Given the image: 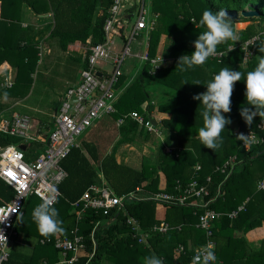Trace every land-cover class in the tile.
<instances>
[{"label": "trees", "instance_id": "trees-1", "mask_svg": "<svg viewBox=\"0 0 264 264\" xmlns=\"http://www.w3.org/2000/svg\"><path fill=\"white\" fill-rule=\"evenodd\" d=\"M0 2V65L7 62L14 70L11 87H5L4 77L0 78V116H5L4 113L9 107L5 94L10 100L26 97L31 90L32 73L44 45L37 38L38 35L47 31L46 42L49 45L54 44L56 51L60 50L66 55L64 62L69 64L68 60L74 61L80 73L87 66L89 48L105 41L103 28L109 18L113 0ZM22 7L35 17L51 14V24L36 33L30 26L22 27ZM221 8L237 12L256 9L260 15L251 19L239 16L233 21L234 24L244 21L249 23L243 29L236 30L240 36L238 41L222 43L218 45L217 51L224 52L229 46H233V50L227 51L220 59L210 57L203 66L180 71L177 68L179 58L182 55L190 56L195 51L193 42L205 30L199 24L203 12L208 9L218 12ZM263 10L264 0H153L152 14L156 15V19L148 35V55L152 58L156 54L159 38L166 35L171 38V60L160 65L153 74L149 73L150 65L143 64L139 75L119 95L115 104L116 112L99 121L105 124L106 120L103 119L106 117L116 121L130 112H137L145 119H151L155 106L151 104L150 96L141 82V77L149 73L157 82L176 92L173 99L156 106L157 113L165 115L158 124L165 134L163 143L155 144L154 157L143 159L139 167H134L116 160L117 146L123 143L136 144L143 138L151 142L154 139L130 118H125L118 127L120 138L116 147L107 154L102 155L99 144L92 140L79 141L60 162L66 176L57 185L61 196L55 207L66 233L44 239L42 237L38 245L46 247V251H33L25 263L10 260L9 254L5 264H68L62 263L61 252L54 247L57 236L82 239L83 248L78 251L76 260L71 264H104L105 261L112 264H144V258L152 254L161 257L164 264H190L196 249L205 243L204 232L195 227L198 215L203 209L193 205L162 204L165 214L162 220H158L155 218L156 202L147 199V196L159 192L177 195L191 182L204 186L207 193L200 199L190 198L188 202H207L208 209L225 214L213 222L215 264H264V239L259 249L249 250L241 237L264 222V189L257 188L264 177V126H261L264 120L256 117L249 127L241 117V107H250L246 103L245 81L242 78L234 85L231 112L225 114L232 123L221 134L224 141L222 147L213 152L205 148L198 138V129L203 126V105L192 99L194 95L207 90V83L223 67L228 66L244 74L256 67L257 57L264 55L258 50L264 43V34L259 35L264 31V22L261 20ZM129 11L131 9L127 12ZM257 35L259 39L250 46L252 56L242 64L239 45ZM74 43L87 47L83 56L75 51L69 52V45ZM125 80L122 73L118 87L124 85ZM197 81L200 82L199 85H196ZM60 101L54 105V109L59 106ZM47 126L48 129L52 128V123ZM250 131L258 142L245 149L242 142L236 139V135ZM15 141L16 138L0 133L1 147ZM172 144L176 149L165 152L164 147ZM38 145L42 151L44 146L39 143ZM225 164L227 165L224 166ZM160 173L165 179L163 188L159 187ZM101 178L116 196L124 197L122 209H111L107 215L88 209L77 217L76 211L80 210V205L75 207L73 204L78 203L90 186L100 185ZM131 194L133 197H128ZM0 197L3 200L12 197V190L1 180ZM30 197L38 200L37 205L41 203L38 197L29 196L19 221L28 220V213L35 208H32V204L30 206ZM242 203L244 209L234 218H229L227 214L236 211ZM127 217L134 218L145 232L154 225L162 224L173 229L165 233H154L147 243H140L135 231L126 223ZM177 227L180 229L177 230ZM236 232L241 236L235 237ZM41 240L44 241L43 244ZM180 245L183 251L175 255V249ZM71 256L72 253L67 252L65 258L69 259Z\"/></svg>", "mask_w": 264, "mask_h": 264}, {"label": "built area", "instance_id": "built-area-1", "mask_svg": "<svg viewBox=\"0 0 264 264\" xmlns=\"http://www.w3.org/2000/svg\"><path fill=\"white\" fill-rule=\"evenodd\" d=\"M143 3L144 0H140L139 8L135 12V22L130 28L129 34L124 35V27L121 23V20L126 21L123 17L124 0H113L109 18L103 28L105 41L89 48L87 66L81 70L78 83L66 88L59 106L54 109L51 130L47 133L45 131L40 132L33 125L32 119L25 114L14 112L9 116H0V133L24 138L44 146L43 150L37 152L34 157H28L26 152L19 148L20 145L0 146V180L12 190V197L9 200L1 199L0 202V221H4L0 224V230L6 237V239L0 237V264H4L9 257L7 247L16 235L15 225L23 214V207L27 198L34 195L41 200L47 186L52 185L57 188V185L66 176L60 162L67 156L72 147L77 146L78 137L103 117L116 112L115 104L120 91L118 82L123 73L122 67L126 59L136 58L143 64L148 63L151 67L150 74L155 73L160 65L166 64L167 59L162 57L150 58L147 51L140 54L131 53L130 44L132 41L142 32L148 34L153 29L154 23L148 21ZM261 34H264V31L259 33V35ZM114 36L122 39V45L118 47L117 52L112 54ZM255 41H252L251 38L239 45L242 51V64H245L252 56L253 51L250 46ZM233 49V46H229L224 53ZM221 57L216 55L211 58L220 59ZM37 62H40V58ZM105 63L111 66L108 73L101 69V65ZM96 73H99L100 76L98 77ZM11 85V80H5V87L8 88ZM125 118L135 121L146 133L160 137V131L153 125L151 119H145L137 112H130L117 119V124L123 123ZM32 130H35V132L31 133ZM250 132L245 133V135ZM197 168L199 167L197 166ZM257 188L264 189V177L258 183ZM58 193L59 198L61 196L59 190ZM206 193L204 186L191 182L177 195L159 192L147 196V199L159 204L193 205L203 209L198 215L195 227L204 232L205 243L196 249L194 256L208 244L213 246V250L215 249V242L212 240L213 222L225 215L222 212L208 209L207 202H188L190 198L200 199ZM128 197H133V195L131 194ZM123 198L116 196L106 185H92L82 194L78 203H74L73 206L80 205V210L76 211L77 217H80L81 213L88 209L101 211L103 215H107L111 209H122ZM243 208V205H241L236 211L228 213L227 216L234 218ZM126 223L135 231L140 243H147L148 238L154 233H165L169 229H173L167 224H162L159 226L154 225L149 231L145 232L141 230L139 224L132 217H127ZM176 229L179 230L180 227ZM81 240L80 237H75V239L55 237L54 247L61 252L62 263L71 264L76 260L78 251L83 248ZM46 241L48 242V240ZM41 243L43 244L44 241L41 240ZM182 251L183 247L178 246L175 249V255H179ZM67 252L72 253L69 259L65 258Z\"/></svg>", "mask_w": 264, "mask_h": 264}, {"label": "clouds", "instance_id": "clouds-1", "mask_svg": "<svg viewBox=\"0 0 264 264\" xmlns=\"http://www.w3.org/2000/svg\"><path fill=\"white\" fill-rule=\"evenodd\" d=\"M199 24L205 29L193 42L195 51L189 55H182L178 60V69L188 71L194 66H203L210 57L220 55L224 52H217L218 45L227 41L236 42L240 39L234 27V22L228 11L221 8L218 12L205 10ZM259 39L252 37V41ZM251 43V41H250ZM259 52L264 54V43L259 47ZM251 55V54H249ZM257 65L246 74L241 71H234L230 67H223L211 81L206 85V91L192 97L194 101H200L203 105L201 116L203 126L198 129V138L205 148L213 152L220 149L224 143L222 133L226 126L232 123L225 114L231 112V97L234 92V85L244 78L246 103L250 107H241L240 115L246 125L251 127L256 117L264 120V55L257 57ZM199 81L196 85H199ZM7 99V94H5ZM261 126H264L262 124ZM236 139L241 141L247 149L257 141L253 133H239ZM58 189L49 185L45 189V194L32 211V219L37 226L38 232L45 237L63 235L66 229L63 221L59 218L58 209L55 204L58 202ZM4 221H0L2 224ZM0 237L4 236L0 230ZM216 256L213 246L208 244L201 248L193 257L191 264H215ZM144 264H164L161 257L152 254L144 258Z\"/></svg>", "mask_w": 264, "mask_h": 264}, {"label": "rangeland", "instance_id": "rangeland-1", "mask_svg": "<svg viewBox=\"0 0 264 264\" xmlns=\"http://www.w3.org/2000/svg\"><path fill=\"white\" fill-rule=\"evenodd\" d=\"M139 2L140 0H125V6L129 8L130 5L133 6V13L131 21H124L121 20V23L124 27V35H128L130 32V28L135 22L136 19V10L139 8ZM152 2L153 0H145V11L147 12L146 16L147 18H151V16H155L152 13ZM124 12V10H123ZM261 20L264 22V10L262 12ZM249 21H244L243 23H236L234 27H236L237 30L243 29ZM242 24V25H241ZM115 43L114 48H117L118 46L122 45V40L118 37H115ZM147 38L145 36L138 38L136 37L135 40L132 41L130 44V50L131 53L136 54V52L141 53L144 51V48L147 43ZM138 43L140 45H138ZM49 43H47L48 45ZM49 47L51 48V52L46 54L44 46L41 48L40 52V62H37L36 69L32 73V86L29 94L26 97L22 98H12L10 100L5 99L6 103L9 104L8 109L5 111V116H9L10 114L17 112L20 114L28 115L31 119H34V121L39 123H34L33 125L36 126V129L41 130L45 124L47 126L50 125L54 110V105L58 104L59 101L62 99L63 93L65 92L66 88L70 85H73L77 80H79V67L75 64L74 61H69V64L67 63L65 66L66 71L63 69L64 60H66V55L62 54L59 51L55 50V45L50 44ZM69 48V52L76 51L77 54L83 56L87 47L85 45H80L79 47ZM142 62L139 59L136 58H128L124 62V65L122 67V71L125 75L126 82L130 80H134L139 73L141 72V66ZM7 69L6 67L3 68V71ZM101 69L105 72H109L111 70V66L108 63L102 64ZM128 69V70H127ZM11 70H13L11 68ZM138 73V74H137ZM11 74H14L11 72ZM141 82L150 95L151 101H155L156 94L154 93V88L157 87L161 89V96L163 91H169L170 87L167 85H162L159 82H157V79L153 77L152 75L148 73L147 75H143L141 77ZM158 83V84H157ZM4 84V83H3ZM169 89V90H167ZM118 93V91H116ZM174 92V91H173ZM119 93H122L119 91ZM118 93V97L119 94ZM154 95V97H153ZM152 97L154 99H152ZM166 97L157 96V103L165 101ZM97 123V122H96ZM48 127V126H47ZM94 127V126H93ZM92 127V128H93ZM91 128V129H92ZM50 128L49 130H51ZM35 132V130H32L31 133ZM153 136V134H151ZM17 139L13 145H25L27 146L26 152L33 153V151L40 152L39 147L37 148L38 143L32 142L30 140L19 138L16 136H13ZM84 137V134L78 137V141H80ZM145 141L144 138L142 142ZM152 153H151V151ZM156 148H149L145 145L143 148L141 144L137 147H134L133 150H126V155L124 156L126 159V162L129 164L139 165L141 160L151 159V157H154ZM30 206L32 204V208L36 207L38 200L34 197H30ZM159 204V203H158ZM161 205V204H160ZM160 209V206H157ZM32 212V211H31ZM30 212V213H31ZM28 213L29 218L22 219L18 223H16V237L12 238L10 243L8 244L7 251L10 254V260L15 262H24L23 258V252L25 251V254L29 252V255L33 253V251H39L40 249L43 251H46V247H43L38 245V241L40 239L45 238V236H42L38 230L35 222L32 219V214ZM22 250V251H21Z\"/></svg>", "mask_w": 264, "mask_h": 264}, {"label": "crops", "instance_id": "crops-1", "mask_svg": "<svg viewBox=\"0 0 264 264\" xmlns=\"http://www.w3.org/2000/svg\"><path fill=\"white\" fill-rule=\"evenodd\" d=\"M143 5L145 6V0H144ZM133 6L134 5H130L129 8H127L125 6V0H124V8L123 9H125V10L123 12V14H124L123 17H124V19L126 21H129V20L131 21V18L133 16L132 13L134 11ZM129 9H131V11L127 12ZM21 10H22L21 11V25H22V27L30 26V27L33 28V31L36 33V32L43 31L44 27H47V26H49L51 24V14H45V15H41L39 17H35L26 8L22 7ZM0 14H1V2H0ZM155 19H156V15L154 17L151 16V18H148V21H151V22L153 21V23H154L153 27L155 25ZM238 23H243V22H238ZM235 29H236V27H235ZM149 32H148V34L142 32V37L145 36L147 38L146 39L147 43H146V46L144 48V51H147V52H148V48H149V41H148ZM47 34H48V32L46 31L43 35L40 34L41 36L38 35L39 37H37L44 44L43 46L45 48L46 54L51 52V48L49 47V44L47 45V43H49V42H46L47 40H45ZM140 35L138 36V38H140ZM115 37L116 36H114L113 40H112L113 41L112 54L117 52L118 47H119L118 46L117 48H114V43H115V39L114 38ZM118 38L121 39L120 37H118ZM80 45H82V44L81 43H74V44L69 45L68 48H73L72 50H74L75 47H79ZM138 45H140V44L138 43ZM170 45H171V38L169 36L162 35L159 38V43H158V46H157L156 54L153 57H162L164 59H167V62H166V64H167L171 60V57L169 56ZM136 54H140V53L136 52ZM66 64H67V62H64L63 69L65 71H66L65 66H67ZM5 67L7 69H5L3 71V68H5ZM141 68H142V66H141ZM11 72L13 73V70H11V66L7 62H3L0 65V78L4 77L3 83L5 82V80H8V79L11 80V78H12L11 77V75H12ZM79 79H80V76H79ZM78 81L79 80H77V82ZM131 81H133V80L130 78V80L125 82L124 85L119 86V90L120 91L122 90V92H123V90L130 84ZM77 82H75V84ZM157 87H153L154 91H155L154 93L156 94V96H155V101H151V104H153L155 106V110L152 112L151 120L153 119L155 121V123H156L155 126L157 127V129L160 131V134H161L160 137H157L156 135H153V139H154L153 142H151V140H148V139H145V141L142 142L143 139H140V141L138 143L136 142V144H128V143L119 144V146H117V148H116V154H115L117 161H123L124 163H126L128 165L134 166L133 164H129V163L126 162V159L124 157L126 155V150H133L134 147H137L140 144H141V146L143 148L146 145L150 149L151 148L154 149V148H156L155 144L157 142L158 143H163V138H164L165 134L162 131V128L160 127V125H158V124L160 123V120L165 115L164 114H159L156 111V106L158 104L157 103V96H158V98L162 97V96H165L166 97L165 101H167V100L173 99L175 97V95H176V92L175 91L173 92L172 89H170V90L167 89L169 91H163L162 96H161V94H160L161 93V89L157 88ZM153 97H154V95H153ZM153 97H152V99H154ZM163 102H164V100H163ZM53 112H54V110H53ZM103 120H106L105 124H102L101 123L102 121L97 122L94 125V127L92 126L93 128L91 127L92 129L90 128L84 133V137L81 139V140L89 139V140H92V141L96 142L97 144H99L100 151H101L100 153L102 155L109 153L112 150V148L116 147V144H117V142H118V140L120 138V134L118 133V127L123 124V123H121L120 125H118L117 124V120L114 121V120L111 119V117H108V118L106 117ZM32 122L39 123V122L34 121V119H32ZM44 131H45V133H47L49 131V129L46 128V124L40 130V132H44ZM77 143H79L78 140H77ZM20 146H24L25 147L24 151L26 152L28 147L25 146V145H20ZM38 147H39V145H37V148ZM39 149H40V147H39ZM175 149H176V147L173 144L170 145V146H165L164 147V151L167 152V153H168L167 150H169L171 152L172 150H175ZM151 153H152V151H151ZM36 154H37L36 151H33V153H30L29 151L26 152V155L28 157H34V156H36ZM139 166H140V164L138 166L135 165L134 167H139ZM100 185H106V183L103 180V178H101ZM164 186H165V179H164V176L162 175V173H160L159 174V187L163 188ZM138 191H140V190H138ZM149 195L150 194H148V196ZM0 200H1V197H0ZM158 205L160 206V209L158 207H157V209H155V218L158 219V220H162L164 218V214H165V207L162 204L161 205L157 204V206ZM241 205H243V207H244L243 203ZM19 219H18V221L16 223L19 222ZM15 232H16V228H15ZM238 236H241V234L236 232L235 233V237H238ZM241 237L243 238V241L245 242V247L247 249H249V250H257V249H259L261 241L264 239V222H261L258 226H255L252 229L248 230L247 232L242 234ZM22 252H23V256H24L23 258H25V259H24V262H19V263H25L27 261V259L29 258V256H30L29 252H27L26 254H25V251H22ZM43 264H46V263L43 262ZM104 264H112V263H110L108 261H105Z\"/></svg>", "mask_w": 264, "mask_h": 264}, {"label": "water", "instance_id": "water-1", "mask_svg": "<svg viewBox=\"0 0 264 264\" xmlns=\"http://www.w3.org/2000/svg\"><path fill=\"white\" fill-rule=\"evenodd\" d=\"M230 17L232 18L233 21H236L238 19V17H242L243 19H251V18H258L260 15V12L256 9L253 10H242L240 12H237L235 10H227ZM96 75L99 77L100 74L96 73ZM153 125H155V121L152 119L151 120ZM21 150H24L25 147L24 146H20L19 147ZM96 248V247H95Z\"/></svg>", "mask_w": 264, "mask_h": 264}, {"label": "bare ground", "instance_id": "bare-ground-1", "mask_svg": "<svg viewBox=\"0 0 264 264\" xmlns=\"http://www.w3.org/2000/svg\"><path fill=\"white\" fill-rule=\"evenodd\" d=\"M242 25V24H241ZM237 215V214H236ZM75 239V238H74Z\"/></svg>", "mask_w": 264, "mask_h": 264}]
</instances>
